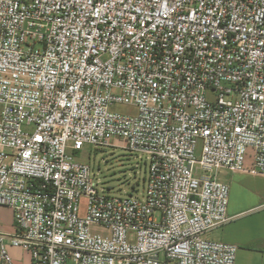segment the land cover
I'll return each mask as SVG.
<instances>
[{
  "label": "built area",
  "instance_id": "2783aa9c",
  "mask_svg": "<svg viewBox=\"0 0 264 264\" xmlns=\"http://www.w3.org/2000/svg\"><path fill=\"white\" fill-rule=\"evenodd\" d=\"M109 146L142 198L70 153ZM222 172L264 177V0H0V264H235Z\"/></svg>",
  "mask_w": 264,
  "mask_h": 264
},
{
  "label": "crops",
  "instance_id": "0c3cea01",
  "mask_svg": "<svg viewBox=\"0 0 264 264\" xmlns=\"http://www.w3.org/2000/svg\"><path fill=\"white\" fill-rule=\"evenodd\" d=\"M225 182V181H224ZM225 183L238 185L236 196L229 195L226 224L208 232L207 238L237 246L235 264H264V177L230 173ZM251 187L245 189V184ZM248 187V186H247ZM0 231L13 235L15 223L12 211L0 207ZM14 264H32L30 254L20 248L8 247Z\"/></svg>",
  "mask_w": 264,
  "mask_h": 264
},
{
  "label": "rangeland",
  "instance_id": "374dc122",
  "mask_svg": "<svg viewBox=\"0 0 264 264\" xmlns=\"http://www.w3.org/2000/svg\"><path fill=\"white\" fill-rule=\"evenodd\" d=\"M111 111L130 116L136 114L134 107L126 105H115ZM117 144L120 143L117 142ZM70 153L76 160L88 164L93 174L109 188L113 195H133L137 192L140 198L144 196L148 170L145 158L140 160L136 155L118 146L85 147L82 153L71 151ZM218 177L226 182L230 178V173L222 172ZM245 186L246 190L251 187L249 183ZM238 188V185L231 186V196H236ZM204 238L211 240L206 235Z\"/></svg>",
  "mask_w": 264,
  "mask_h": 264
}]
</instances>
